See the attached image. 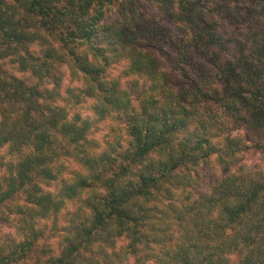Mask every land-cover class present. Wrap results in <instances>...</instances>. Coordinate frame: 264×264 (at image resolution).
<instances>
[{
	"label": "clouds",
	"instance_id": "9594fccd",
	"mask_svg": "<svg viewBox=\"0 0 264 264\" xmlns=\"http://www.w3.org/2000/svg\"><path fill=\"white\" fill-rule=\"evenodd\" d=\"M0 264H264V0H0Z\"/></svg>",
	"mask_w": 264,
	"mask_h": 264
}]
</instances>
